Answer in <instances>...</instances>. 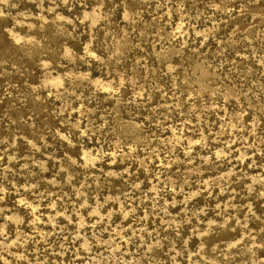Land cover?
<instances>
[{
	"label": "rangeland",
	"instance_id": "1",
	"mask_svg": "<svg viewBox=\"0 0 264 264\" xmlns=\"http://www.w3.org/2000/svg\"><path fill=\"white\" fill-rule=\"evenodd\" d=\"M240 2L0 0V241L23 264H264V23Z\"/></svg>",
	"mask_w": 264,
	"mask_h": 264
},
{
	"label": "clouds",
	"instance_id": "2",
	"mask_svg": "<svg viewBox=\"0 0 264 264\" xmlns=\"http://www.w3.org/2000/svg\"><path fill=\"white\" fill-rule=\"evenodd\" d=\"M239 14L244 15L246 17L251 16L253 19H258L259 22L264 23V0H241ZM85 131L89 130L86 129ZM79 132L80 130L79 128H77L74 132H71L68 137H66L69 139V143H71V141L73 140L76 142L77 145L80 143V140L77 138ZM142 132L143 129L138 125L116 127L112 129V135L115 140L117 142H123L125 146H127L128 142H132L133 144L138 143L137 138L144 139L141 136ZM215 147L217 146L212 145L211 147H204L202 145L200 151L204 152L205 156H202L200 159V167L211 168L213 165H225V158L218 159L213 153L212 149ZM226 150L228 151L229 155H231L232 149L228 148ZM185 159L191 158L186 157ZM118 163H123V160ZM227 163H231V161H227ZM120 175L123 176V171L120 173ZM132 186L135 187V184L133 183ZM41 196L42 198H46L43 194H41ZM112 207H115V205L113 204ZM229 207H231L230 204ZM223 212L224 210L221 209L220 212H217L216 216L209 221L208 228L205 230L206 232H212L213 234H215L220 231L228 230V228L231 227L228 222L234 219L235 217L230 213L222 215ZM217 217L219 218V220L217 219ZM25 219L29 221V224H24V227H29L31 223H34L33 221H31L30 217H25ZM205 219H207V216H205ZM240 227L246 228L247 224L244 223L240 225ZM5 228H7L8 231H11V229L8 228L7 224L5 225ZM0 234L4 236V241H7L8 232H2ZM177 235H179V232H177ZM4 241H0V245H2V247H0V258L5 259V264H23L24 260L26 259L24 253L27 251V249H24L22 247L20 241L11 244L4 243ZM177 243H180V241H177ZM221 243H224V241H221ZM9 249L13 250L9 251ZM220 252L223 253L224 249H221ZM5 254L10 259L5 258ZM142 259H146V257H142ZM28 264H34V262L29 261ZM220 264H225V261H221Z\"/></svg>",
	"mask_w": 264,
	"mask_h": 264
}]
</instances>
